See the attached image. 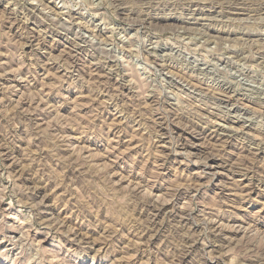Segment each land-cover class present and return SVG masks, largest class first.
<instances>
[{"label":"rangeland","instance_id":"rangeland-1","mask_svg":"<svg viewBox=\"0 0 264 264\" xmlns=\"http://www.w3.org/2000/svg\"><path fill=\"white\" fill-rule=\"evenodd\" d=\"M260 32L263 0H0V264H264Z\"/></svg>","mask_w":264,"mask_h":264},{"label":"bare ground","instance_id":"bare-ground-1","mask_svg":"<svg viewBox=\"0 0 264 264\" xmlns=\"http://www.w3.org/2000/svg\"><path fill=\"white\" fill-rule=\"evenodd\" d=\"M264 1V0H263ZM239 2V1H238ZM241 2V1H240ZM209 10V9H208ZM210 11V10H209ZM194 13V12H193ZM211 13V12H210ZM219 13V12H218ZM206 14H208V13H206ZM203 15V14H202ZM167 16V15H166ZM214 16V15H213ZM160 17V16H159ZM197 17V16H196ZM202 17V16H201ZM153 18V17H152ZM154 18H156V17H154ZM163 18V17H162ZM165 18V17H164ZM203 18V17H202ZM169 19V18H168ZM206 19V18H205ZM204 19V20H205ZM209 19H210V17H209ZM260 19V18H259ZM147 20V19H146ZM156 20V19H155ZM183 20V19H182ZM193 20V19H192ZM196 20V19H195ZM204 20H202V21H204ZM158 22V21H157ZM205 22V21H204ZM186 23H189V24H192L190 21H189V19H188V21H186ZM185 24V23H184ZM180 25V24H179ZM182 26V25H181ZM190 26V25H189ZM188 26V27H189ZM194 26V25H193ZM196 27V26H195ZM201 27V26H200ZM199 27V28H200ZM189 28H192V27H189ZM210 28V27H209ZM204 31V30H203ZM244 32V31H243ZM209 33V32H208ZM206 34H207V32H206ZM213 34V33H212ZM256 34V33H255ZM258 36H261V37H263L264 38V32L263 33H261L260 32V34L258 35ZM255 37V36H254ZM39 44V43H38ZM209 132V131H208ZM207 132V133H208ZM210 132H211V136H213V138H215L216 140H222V141H229V139L228 138H230V136L228 135V134H225V132L223 133V132H218L217 131V129L216 130H211L210 129ZM210 135V134H209ZM181 147V146H180ZM257 148V147H256ZM210 153V152H209ZM212 166H210V168H211ZM213 168V167H212ZM35 186V185H34ZM253 186V185H252ZM258 187V186H257Z\"/></svg>","mask_w":264,"mask_h":264}]
</instances>
